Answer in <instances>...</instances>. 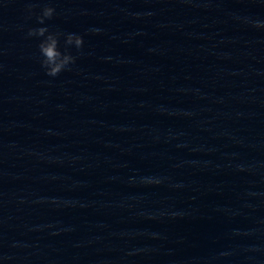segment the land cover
<instances>
[{
  "label": "water",
  "instance_id": "95a60500",
  "mask_svg": "<svg viewBox=\"0 0 264 264\" xmlns=\"http://www.w3.org/2000/svg\"><path fill=\"white\" fill-rule=\"evenodd\" d=\"M246 18L264 0H0V264H264ZM39 27L83 37L56 77Z\"/></svg>",
  "mask_w": 264,
  "mask_h": 264
},
{
  "label": "clouds",
  "instance_id": "9594fccd",
  "mask_svg": "<svg viewBox=\"0 0 264 264\" xmlns=\"http://www.w3.org/2000/svg\"><path fill=\"white\" fill-rule=\"evenodd\" d=\"M32 5L29 4L27 11L31 14ZM55 9L46 6L42 12L37 16L38 22L43 25L46 19H51L54 15ZM245 22L251 23L255 28H264V21L249 20L246 18ZM59 32H49L47 27L31 28L28 30V37H44L39 43V52L43 57L41 64L46 69V74L51 77L58 76L62 71L68 69L69 65L75 63L76 57L68 52V46L74 45L77 49L83 47L84 40L80 35L69 33L67 34L64 44L65 50L62 52L59 47ZM250 195H255L250 193Z\"/></svg>",
  "mask_w": 264,
  "mask_h": 264
}]
</instances>
